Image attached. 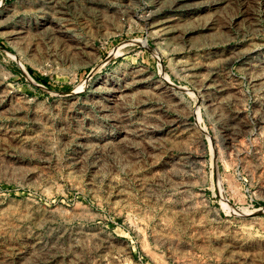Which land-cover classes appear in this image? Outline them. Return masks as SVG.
Listing matches in <instances>:
<instances>
[{"label":"rangeland","instance_id":"1","mask_svg":"<svg viewBox=\"0 0 264 264\" xmlns=\"http://www.w3.org/2000/svg\"><path fill=\"white\" fill-rule=\"evenodd\" d=\"M0 264H264V0H0Z\"/></svg>","mask_w":264,"mask_h":264},{"label":"bare ground","instance_id":"2","mask_svg":"<svg viewBox=\"0 0 264 264\" xmlns=\"http://www.w3.org/2000/svg\"><path fill=\"white\" fill-rule=\"evenodd\" d=\"M169 8V7H168ZM158 16V15H157ZM49 22V21H48ZM51 22V21H50ZM170 20L169 19H163L162 21H160L157 25L154 26V28H157V32L158 34H156L158 37H165L168 35L173 34V29L171 27V25L169 24ZM46 24V23H45ZM63 27V26H62ZM64 28V27H63ZM62 29V28H61ZM61 33H68L67 31H61ZM63 35V34H62ZM73 38V37H72ZM163 40V39H162ZM164 77V78H163ZM162 78L164 79V83L167 85H172L169 80L167 79L166 76H163ZM170 87V86H169Z\"/></svg>","mask_w":264,"mask_h":264}]
</instances>
